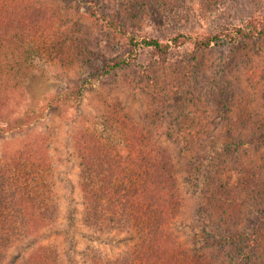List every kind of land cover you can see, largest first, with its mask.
<instances>
[{
	"label": "rangeland",
	"instance_id": "obj_1",
	"mask_svg": "<svg viewBox=\"0 0 264 264\" xmlns=\"http://www.w3.org/2000/svg\"><path fill=\"white\" fill-rule=\"evenodd\" d=\"M37 1L54 17L51 28L66 52L60 55L64 66L58 61L50 67L45 51L30 59V86L20 87V67L5 64L0 87L7 108L21 115L68 85L84 86L80 101L64 111L51 108L21 133L0 132V158L33 139L42 141L59 204L55 220L14 244L0 264H22L38 246L51 250L55 264H86L91 249L112 257L139 241L134 230L99 233L82 220L74 139L83 129L117 139L120 114L171 159L181 206L170 228L181 247L211 264H264V36H225L262 19L264 0ZM91 10L117 19L139 40H221L207 49L188 43L172 48L164 62L143 47L134 63L108 70L104 66L117 57L127 59L126 40L92 18ZM10 60L15 67L23 61ZM42 72L49 82L40 78ZM246 236L253 240L249 255Z\"/></svg>",
	"mask_w": 264,
	"mask_h": 264
},
{
	"label": "trees",
	"instance_id": "obj_2",
	"mask_svg": "<svg viewBox=\"0 0 264 264\" xmlns=\"http://www.w3.org/2000/svg\"><path fill=\"white\" fill-rule=\"evenodd\" d=\"M90 16L125 37L127 59L117 57L104 66L108 70L134 63L143 47L164 62L172 48L188 43L195 48L207 49L221 40L219 35H176L167 40H139L128 35L115 18L102 16L97 10H91ZM53 19L51 12L37 0H0V84L6 74L5 64H9L16 70L20 67L17 86L22 87L24 82L30 86L28 76L34 74L35 69L30 59L42 57L45 51L50 52L47 55L50 67L59 65L58 61L61 62L59 66H64L60 55L66 52H62L57 29L51 28ZM234 31V36L232 33L225 36L230 40L264 36V17L246 22ZM17 57L23 61H17L18 67H15L10 59ZM41 74V79L50 81L49 76ZM83 86L82 81L75 86L68 85L66 92L50 95L46 105L39 104L21 115L13 114L7 108L8 96L0 87V132L21 133L51 108L64 111L80 101ZM125 116H117L122 118L118 128L122 135L117 139H107L83 129L74 139L73 149L77 158L84 225L107 234L134 230L139 241L112 257L91 249L85 253V263L211 264L205 257L190 255L171 232V221L181 206L171 159L161 146L152 142L147 132ZM41 143V140L33 139L0 158V261L14 244L32 236L57 217L59 204L50 183L51 162ZM243 239L245 255H249L253 240L247 236ZM53 260L49 248L38 246L22 264H55Z\"/></svg>",
	"mask_w": 264,
	"mask_h": 264
}]
</instances>
